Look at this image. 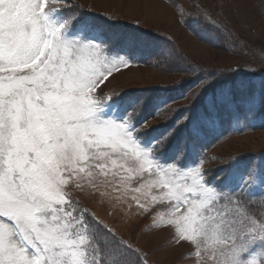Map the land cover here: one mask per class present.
Returning <instances> with one entry per match:
<instances>
[{
	"label": "snow or ice",
	"instance_id": "snow-or-ice-1",
	"mask_svg": "<svg viewBox=\"0 0 264 264\" xmlns=\"http://www.w3.org/2000/svg\"><path fill=\"white\" fill-rule=\"evenodd\" d=\"M192 3L197 15L173 5L188 30L214 47L231 39L226 26L207 32L215 18ZM140 47L72 0H0V264H148L84 203L94 198L150 215L191 264H264V153L211 177L190 157L225 117L237 130L264 117V77L202 81L200 107L148 135V98L105 91L144 59ZM147 55L173 70V45Z\"/></svg>",
	"mask_w": 264,
	"mask_h": 264
},
{
	"label": "rangeland",
	"instance_id": "rangeland-1",
	"mask_svg": "<svg viewBox=\"0 0 264 264\" xmlns=\"http://www.w3.org/2000/svg\"><path fill=\"white\" fill-rule=\"evenodd\" d=\"M72 3L81 7L86 18L97 17L96 21L104 24L110 35L121 40L136 37L140 41V54L144 59L111 78L105 91L125 90L127 94L148 98L142 112V118L147 120L148 135L167 131L176 120H182L187 115L185 109L193 105H196L192 109L195 112L200 106L196 94L201 90L202 81L214 84L220 73L228 71L223 73L228 77L235 66L242 72L253 68L259 71L264 67V51L261 50L264 48V0H195L215 18L209 21L207 32L213 31L215 23L222 28L226 26L232 33L231 39L218 41V45L223 46L215 47L188 30L173 6L182 5L186 12L197 15L192 0H72ZM234 43L237 46L233 51L226 50ZM168 45H173L175 50L168 61L173 70L161 71L147 53ZM212 73L217 75L213 77ZM261 77L262 73L255 77L228 78L258 81ZM180 87L187 88L181 100L170 97V92ZM261 153H264L262 116L249 117L239 125V130L225 117L222 125L190 148L192 159L204 160L209 177L220 175L219 169L227 167L234 158L246 160ZM84 203L133 247L146 253L148 264H191L183 258L187 245L176 246L168 229L149 230L151 216L139 215L135 205L112 207L99 198L85 199Z\"/></svg>",
	"mask_w": 264,
	"mask_h": 264
},
{
	"label": "trees",
	"instance_id": "trees-1",
	"mask_svg": "<svg viewBox=\"0 0 264 264\" xmlns=\"http://www.w3.org/2000/svg\"><path fill=\"white\" fill-rule=\"evenodd\" d=\"M236 67V66H235ZM235 67H233L231 70H234V68ZM237 68V67H236ZM240 70H241V68H240ZM242 71V70H241ZM228 71H223V73L224 74H226ZM242 73V72H241ZM262 73V76L264 77V72H261ZM244 74H246V75H249V76H252L251 74H249V72H244L243 71V73H242V75L245 77V75ZM228 77H233V79H236L237 78V76L235 75V73H232L231 71H230V73H229V76ZM253 77V76H252ZM187 88H182V87H180V88H177V89H175L174 91H172V92H170V97H172L173 96V98H178L179 100H181L180 98L181 97H183V95H184V91L186 90ZM200 107V106H199Z\"/></svg>",
	"mask_w": 264,
	"mask_h": 264
}]
</instances>
